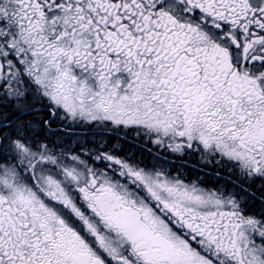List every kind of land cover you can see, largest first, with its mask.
<instances>
[{
  "label": "snow or ice",
  "instance_id": "1",
  "mask_svg": "<svg viewBox=\"0 0 264 264\" xmlns=\"http://www.w3.org/2000/svg\"><path fill=\"white\" fill-rule=\"evenodd\" d=\"M0 264H264V0H0Z\"/></svg>",
  "mask_w": 264,
  "mask_h": 264
}]
</instances>
